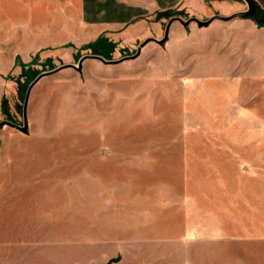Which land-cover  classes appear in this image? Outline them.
<instances>
[{
    "label": "rangeland",
    "instance_id": "374dc122",
    "mask_svg": "<svg viewBox=\"0 0 264 264\" xmlns=\"http://www.w3.org/2000/svg\"><path fill=\"white\" fill-rule=\"evenodd\" d=\"M26 12L0 0V120L96 38L136 50ZM230 15L33 85L0 127V264H264V22Z\"/></svg>",
    "mask_w": 264,
    "mask_h": 264
},
{
    "label": "crops",
    "instance_id": "0c3cea01",
    "mask_svg": "<svg viewBox=\"0 0 264 264\" xmlns=\"http://www.w3.org/2000/svg\"><path fill=\"white\" fill-rule=\"evenodd\" d=\"M254 1L264 8V0ZM18 5L26 6V14L31 18L36 15L35 13L74 16L76 27L71 29L72 36L93 38L99 33H106L109 38L135 48L146 38L153 36L160 38L164 25L170 17L208 19L214 15L226 16L245 10L247 2L246 0H12L13 8ZM164 12H169L171 15L167 16ZM175 20L178 19H173L172 22ZM149 41L155 42L152 39L148 40L141 46V50L149 45ZM134 58H126L123 61Z\"/></svg>",
    "mask_w": 264,
    "mask_h": 264
},
{
    "label": "water",
    "instance_id": "95a60500",
    "mask_svg": "<svg viewBox=\"0 0 264 264\" xmlns=\"http://www.w3.org/2000/svg\"><path fill=\"white\" fill-rule=\"evenodd\" d=\"M247 2V6L248 8L246 10H242V11H238L236 12V14L238 15H249L251 17V19L256 23V24H261L262 22H264V19L263 18H257L255 16V13H254V10H255V5L254 3L252 2V0H246ZM214 17H217V18H221V19H229L231 17V15H227V16H222V15H214L208 19H198L196 17H191V18H187L186 20H184L182 17L180 16H173V17H170L167 22H166V25H165V29H164V34L161 38L159 39H156L154 37H149V38H146L144 39L143 41H141L138 46L136 47V50L133 54H130V55H125V56H122L118 59H105L103 56L99 55V54H94V53H85V54H82L79 59H78V63L77 65L74 64V63H65V64H61L53 69H50V70H45V71H42L40 73H38L32 80L31 82L28 84L27 88H26V91H25V94H24V100H23V105H22V125L12 121V120H9V119H1L0 120V127L4 124H8V125H11V126H14L18 129H20L21 131L23 132H27L28 130V121H27V103H28V98H29V93H30V90L31 88L33 87V85L44 75H47L49 73H52V72H55L61 68H64V67H68V66H71L77 70H80L81 69V66H82V62L83 60L86 58V57H94V58H98L104 62H119L123 59H126V58H133V57H136L139 53H140V50H141V46H143L148 40L152 39L158 43H161L163 44L167 35H168V31H169V26L172 22L173 19H178L180 22H182L184 25H187L191 20H194L196 23L198 24H207L209 23ZM120 256H114V257H111L109 258L108 260V263H111L113 261H117L119 260Z\"/></svg>",
    "mask_w": 264,
    "mask_h": 264
},
{
    "label": "trees",
    "instance_id": "16d2710c",
    "mask_svg": "<svg viewBox=\"0 0 264 264\" xmlns=\"http://www.w3.org/2000/svg\"><path fill=\"white\" fill-rule=\"evenodd\" d=\"M167 13H168V15H170L169 12H164L165 15ZM114 45H115L114 41L107 39L106 37H101V36L96 38L94 41H91L89 44L87 43V47L91 48L92 53L99 54L103 57H107V55L113 50ZM27 86H28V84H26V83L21 85V87H22L21 96H24V93H25ZM7 104H8L7 98L3 97L1 108H2L3 112H5V113H7Z\"/></svg>",
    "mask_w": 264,
    "mask_h": 264
}]
</instances>
